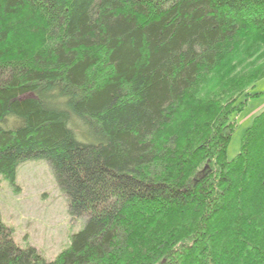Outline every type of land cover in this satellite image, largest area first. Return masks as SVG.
Here are the masks:
<instances>
[{
  "label": "trees",
  "instance_id": "obj_1",
  "mask_svg": "<svg viewBox=\"0 0 264 264\" xmlns=\"http://www.w3.org/2000/svg\"><path fill=\"white\" fill-rule=\"evenodd\" d=\"M263 77L264 0H0V176L85 221L47 261L0 220V264H264Z\"/></svg>",
  "mask_w": 264,
  "mask_h": 264
},
{
  "label": "rangeland",
  "instance_id": "obj_2",
  "mask_svg": "<svg viewBox=\"0 0 264 264\" xmlns=\"http://www.w3.org/2000/svg\"><path fill=\"white\" fill-rule=\"evenodd\" d=\"M202 88L203 85L199 89ZM199 89L194 100L201 96L197 97ZM252 90L261 95L250 100L237 119V129L227 149L229 161L238 156L246 130L264 111V78ZM0 220L12 231L20 248H34L47 261L66 251L73 236L85 225L83 219L69 214L66 197L48 163L42 160L21 165L14 183L0 176Z\"/></svg>",
  "mask_w": 264,
  "mask_h": 264
},
{
  "label": "water",
  "instance_id": "obj_3",
  "mask_svg": "<svg viewBox=\"0 0 264 264\" xmlns=\"http://www.w3.org/2000/svg\"><path fill=\"white\" fill-rule=\"evenodd\" d=\"M206 169H207V167H206Z\"/></svg>",
  "mask_w": 264,
  "mask_h": 264
},
{
  "label": "bare ground",
  "instance_id": "obj_4",
  "mask_svg": "<svg viewBox=\"0 0 264 264\" xmlns=\"http://www.w3.org/2000/svg\"><path fill=\"white\" fill-rule=\"evenodd\" d=\"M264 78V77H263Z\"/></svg>",
  "mask_w": 264,
  "mask_h": 264
}]
</instances>
